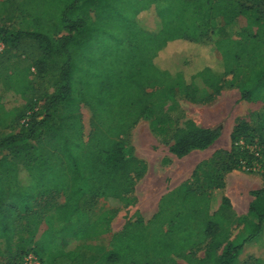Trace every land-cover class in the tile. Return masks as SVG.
Returning <instances> with one entry per match:
<instances>
[{
	"label": "trees",
	"instance_id": "16d2710c",
	"mask_svg": "<svg viewBox=\"0 0 264 264\" xmlns=\"http://www.w3.org/2000/svg\"><path fill=\"white\" fill-rule=\"evenodd\" d=\"M159 1H171L172 6L166 9L172 11L177 24L171 27L156 10L157 26H141L137 20L141 9L155 7ZM110 3V0H57V22L65 32L58 38L45 31L0 26V37L9 51L20 53L26 71L32 68L35 77L40 78L36 88L30 85L33 105L28 107L29 121L18 132L0 135V150L33 149L39 184L48 185L55 193L63 192L66 198L65 203L55 209L57 225L48 221L41 229V240L32 249L25 250L24 244L10 243L9 237L15 228L7 218H0V253L3 254L0 264H22L28 252H34L42 264H176L174 257L184 256L208 238L213 242L207 255L200 260H190L189 264H236L244 242L262 230L263 190L253 192L255 200L250 204L249 213L257 218V223L240 244L228 240V231L220 228L235 220L228 199L224 200V207L213 213L211 219L201 220L198 227L193 222L207 215L210 209L190 205L183 214L169 218L170 227L164 232L159 219L164 217L167 201L150 226L136 227L111 239L97 231V227L108 223L110 209L105 204L125 199L146 172L143 162L128 155L125 141L126 134L141 118H149L146 119L152 132L169 145L170 152L179 159L193 151L206 150L220 137V128H200L191 120L180 127L181 118L173 115L179 107L174 92L164 91L160 93L161 98L158 90L149 89L165 86L170 81L190 88L202 81L220 91L225 76L240 72L245 49L238 47L242 45L240 41L224 39L212 60L218 62L217 65L205 62L195 68L193 59L198 50L212 43L205 37L204 23L207 17L228 16L232 21V15L249 14L251 29H255L252 36L256 37L258 32L264 31V0H138L133 6L128 5L131 12L126 10L127 6L113 8ZM80 6H94L98 21L79 17L77 13L83 8ZM192 6L202 8L191 22L187 10ZM167 10L163 14L166 13L168 20ZM179 40L191 42L193 50L183 68L173 74L160 68L155 59ZM3 59L0 55V64ZM246 64L248 73L239 83L241 98L264 101V56L253 51ZM54 73L56 77L51 81L44 80L45 75ZM81 103L88 105L94 116L93 132L87 143L83 139ZM61 107L67 114L66 127H58L37 146H29L28 141L45 132L53 114ZM259 134L258 142L264 147V129ZM254 135V130H247L237 136L234 134L232 140L234 144L241 138L252 142ZM44 142L50 146L52 155L44 157L39 152ZM55 155L57 159H53ZM230 158L235 161L234 168L241 164L239 158L247 159L248 163L256 159L237 147L230 152ZM25 160L19 153L14 157L16 164ZM206 177L212 179L213 186H219L213 174ZM31 197L36 198V195ZM20 200L18 207L22 206ZM187 200L192 197L188 195ZM30 207L28 204L24 210ZM55 245L59 250L47 262Z\"/></svg>",
	"mask_w": 264,
	"mask_h": 264
},
{
	"label": "rangeland",
	"instance_id": "374dc122",
	"mask_svg": "<svg viewBox=\"0 0 264 264\" xmlns=\"http://www.w3.org/2000/svg\"><path fill=\"white\" fill-rule=\"evenodd\" d=\"M110 1L113 8L124 5L127 6L126 10L131 12L130 6L138 0ZM56 2L57 0H0V26L11 30L45 31L52 37L58 38L65 32L57 22ZM170 6H172L171 1L156 2L155 7L151 6L148 10L141 9L137 20L141 26L154 28L157 26L155 16L157 10L161 19L168 21L170 26L174 27L177 20L173 21L174 14L166 9ZM80 7L83 8H80L77 13L79 17L91 22L98 21L94 6ZM201 8L202 6H192L187 10L188 21L192 22V17ZM164 10H167L170 15L168 20L166 13L163 14ZM248 17L249 14H245L232 15V21L228 16L207 17L208 20H204L205 29H207L205 37L212 43L198 50L200 52L193 59L195 68L205 65V62L217 65L218 62L214 63L212 60L216 58L215 52L218 54L221 41L224 39L240 41L242 45L238 47L245 49L240 72L235 71L225 76L220 91L213 90L202 81L196 82L190 88L180 87L179 82L170 81L165 86L149 89V91L158 90L159 96L164 91H173L175 100L180 99L188 116H193L201 125L219 127L223 133L207 151L194 152L187 157L177 159L170 152L169 145L152 132L147 120L149 118L147 116L141 118L126 134L125 141L130 152L128 155L143 162L146 165V172L136 182L133 192L125 199L116 200L110 205L105 204L110 209V214L107 216L108 223L99 225L97 231L105 233L106 238L111 239L136 227L150 226L154 223L158 212L163 209L165 201L167 204L164 206V217L159 219L164 232H167L170 227L169 218L183 214L190 205L210 209L207 215L200 216L193 222L198 227L201 220L211 219L213 213L224 207V200L228 199L232 211L235 205H240L238 206L241 214L234 211L235 220L220 226L228 231L227 239L240 244L252 233V227L257 223V218L249 213L250 206L247 200L252 203L255 200L253 192L264 191V147L259 142L261 155L252 163H248L247 159L239 158L241 164L234 168L235 161L232 162L230 158L232 149L239 148L233 143L234 134L237 136L247 130H254V140L258 141L257 134L264 129V101L242 100L239 88V83L248 73L246 67L248 57L253 51L264 56V31L258 32L256 37H253L255 29H251ZM192 50L191 42L179 40L169 49L161 51L155 62L160 68L174 74L183 68L187 59H190L188 57ZM202 54H204L203 57ZM0 55L4 57L0 64V135H2L18 132L22 125L27 124L28 107L33 105L31 87L36 88L40 78L35 77L34 69L26 71L20 53L9 51V47H5ZM192 73H195V70ZM55 77V73L47 74L44 80L49 82ZM179 110L176 109L177 114L172 113L181 118ZM80 113L83 139L87 143L93 132V111L88 105L81 103ZM66 118L67 114L61 107L53 114V119L46 126L45 132L39 138L28 141L27 144L37 146L39 141L46 138L50 132L58 127L65 128ZM39 152L44 157L52 155L47 142L43 143ZM18 153L23 156V159L26 158L25 163L14 162V157ZM53 159H57V155L53 156ZM202 161V165L198 166L199 170L196 171L197 164ZM35 165L33 149L0 150V218H7L15 228L14 233L9 237L10 243L14 246L24 244L25 250L34 248L37 241L41 240V229L48 221L57 225L55 209L66 201L63 192L55 193V190L48 185L39 184ZM230 167L233 168L230 169ZM209 173L216 177V183L219 186L212 185V179L206 177ZM208 184H210L209 187ZM31 195H36V198H32ZM188 195L192 197V200L186 201ZM18 199H21L22 206L18 207ZM28 204L31 207L25 211L24 208ZM212 242V238H208L205 243L187 251L184 256L174 257L176 264H189L190 260L204 258ZM51 249L47 262H50L53 253L59 250L57 245ZM243 251L245 256L236 264H264V223L260 234L244 242ZM2 255L0 253V261Z\"/></svg>",
	"mask_w": 264,
	"mask_h": 264
},
{
	"label": "built area",
	"instance_id": "2783aa9c",
	"mask_svg": "<svg viewBox=\"0 0 264 264\" xmlns=\"http://www.w3.org/2000/svg\"><path fill=\"white\" fill-rule=\"evenodd\" d=\"M5 43L0 37V54L4 52L5 50ZM236 145L243 149L248 151L251 155H253L256 160L260 158L261 155V148L259 146V142L254 140L253 142H248L245 138H241ZM22 264H42L39 257L34 252H28L22 260Z\"/></svg>",
	"mask_w": 264,
	"mask_h": 264
},
{
	"label": "crops",
	"instance_id": "0c3cea01",
	"mask_svg": "<svg viewBox=\"0 0 264 264\" xmlns=\"http://www.w3.org/2000/svg\"><path fill=\"white\" fill-rule=\"evenodd\" d=\"M180 100V99H179ZM179 100H177V102H178V109H180L179 111H180V113H181V119H180V122H179V126L180 127H183L184 126V123L187 121V120H191V121H193L198 127H200V128H204V129H215V128H217V127H212V126H204V125H201V124H199V122H197L195 119H194V117L193 116H188L187 115V111L185 110V108H184V106L182 105V102H180ZM190 103L191 104H193V102H191L190 101ZM219 128V127H218ZM220 131H221V135H220V137L222 136V129L220 128ZM220 137L213 143V145L220 139ZM212 145V146H213ZM212 146H210L209 148H207L206 150H202V151H193L192 153H194V152H204V151H207L208 149H210ZM192 153H190L189 155H191ZM188 155V156H189ZM175 157V156H174ZM187 157V156H186ZM177 158V157H176ZM177 159H179V158H177ZM182 159V158H181ZM205 161V160H204ZM202 163H203V161L202 162H199L198 164H197V166H196V169H197V167L198 166H200V165H202ZM247 203H248V205L250 206V203H251V201H249V200H247ZM239 205V204H238ZM238 205H235V207H234V211H235V213H237V214H241V209H240V205L238 206ZM243 253H245V251H243V252H241V254H240V256H239V260H240V258H242L243 256H245V254H243ZM252 253H254V251H252ZM238 260V261H239ZM238 263V262H237Z\"/></svg>",
	"mask_w": 264,
	"mask_h": 264
}]
</instances>
